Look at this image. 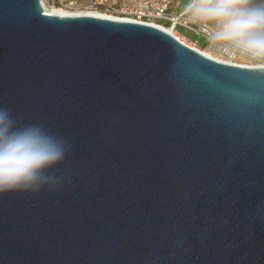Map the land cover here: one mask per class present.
Masks as SVG:
<instances>
[{
	"label": "water",
	"instance_id": "1",
	"mask_svg": "<svg viewBox=\"0 0 264 264\" xmlns=\"http://www.w3.org/2000/svg\"><path fill=\"white\" fill-rule=\"evenodd\" d=\"M0 107L70 151L0 194V264H264V73L145 22L0 0Z\"/></svg>",
	"mask_w": 264,
	"mask_h": 264
},
{
	"label": "clouds",
	"instance_id": "2",
	"mask_svg": "<svg viewBox=\"0 0 264 264\" xmlns=\"http://www.w3.org/2000/svg\"><path fill=\"white\" fill-rule=\"evenodd\" d=\"M183 15L199 23L211 47L260 61L264 73V3L256 0H188ZM70 145L42 124H18L7 107H0V194L52 189L59 178L51 170Z\"/></svg>",
	"mask_w": 264,
	"mask_h": 264
},
{
	"label": "rangeland",
	"instance_id": "3",
	"mask_svg": "<svg viewBox=\"0 0 264 264\" xmlns=\"http://www.w3.org/2000/svg\"><path fill=\"white\" fill-rule=\"evenodd\" d=\"M101 0H42L43 6L48 10L60 9L66 13H98L105 14L111 17L119 18H132L131 10L139 3L146 2L147 0H107L100 4ZM158 3L160 0H151ZM174 12L169 10V12ZM166 27L171 26V23L166 22ZM174 33L181 41L191 47L210 53L215 58L228 63H235L239 65H254L257 64L250 60L245 55L234 52H225L211 47L208 40L202 36L196 35L187 29L177 26ZM195 43V45H194Z\"/></svg>",
	"mask_w": 264,
	"mask_h": 264
},
{
	"label": "built area",
	"instance_id": "4",
	"mask_svg": "<svg viewBox=\"0 0 264 264\" xmlns=\"http://www.w3.org/2000/svg\"><path fill=\"white\" fill-rule=\"evenodd\" d=\"M104 1H107V0H101L99 1V3L103 4ZM172 1H175V0H160L158 3H155L151 0H147L146 2L139 3L137 6H135L131 10L130 14L133 17L130 18V20L149 23V24L156 25L164 29L166 27L165 23L169 22L171 23V26L166 27V28H170L173 33L176 32L175 28L177 26H181L187 29L188 31L193 32L194 34L202 36L207 39V35L203 31L201 25L199 23H194L190 21L186 16L183 15V11L180 13L169 12L168 8ZM113 18H119V17L113 16ZM119 19H128V18L121 17ZM234 53H239V52H234ZM246 57H248L250 60H252L255 63H260V61H255L249 56H246ZM255 65L256 64L246 65V66H255Z\"/></svg>",
	"mask_w": 264,
	"mask_h": 264
},
{
	"label": "crops",
	"instance_id": "5",
	"mask_svg": "<svg viewBox=\"0 0 264 264\" xmlns=\"http://www.w3.org/2000/svg\"><path fill=\"white\" fill-rule=\"evenodd\" d=\"M188 0H175L170 3L169 10H173L172 13H180L184 11V8ZM257 3H264V0H256ZM171 12V11H170Z\"/></svg>",
	"mask_w": 264,
	"mask_h": 264
},
{
	"label": "bare ground",
	"instance_id": "6",
	"mask_svg": "<svg viewBox=\"0 0 264 264\" xmlns=\"http://www.w3.org/2000/svg\"><path fill=\"white\" fill-rule=\"evenodd\" d=\"M44 10H45V12H47V13L74 14V13H66V12H64V11H62V10H60V9H52V10H48V9H46L45 6H44ZM89 14H96V15H103V16L110 17L109 15L98 14V13H89ZM112 18H113V17H112ZM165 30H167V31L171 32L172 34H174L170 28H166V27H165ZM174 35H175V34H174ZM194 48H196V47H194ZM196 49H197V48H196ZM198 50H199V49H198ZM199 51H201V50H199ZM201 52H203V51H201ZM203 53L206 54V55H208V56H210V57H212V58H214V59L219 60L218 58H215L214 56H212L210 53H206V52H203Z\"/></svg>",
	"mask_w": 264,
	"mask_h": 264
}]
</instances>
